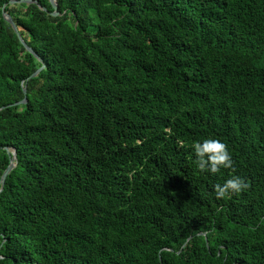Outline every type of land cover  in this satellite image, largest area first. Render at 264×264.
<instances>
[{"label":"trees","instance_id":"16d2710c","mask_svg":"<svg viewBox=\"0 0 264 264\" xmlns=\"http://www.w3.org/2000/svg\"><path fill=\"white\" fill-rule=\"evenodd\" d=\"M10 1L0 264H264V0ZM207 137L248 185L231 199Z\"/></svg>","mask_w":264,"mask_h":264},{"label":"clouds","instance_id":"9594fccd","mask_svg":"<svg viewBox=\"0 0 264 264\" xmlns=\"http://www.w3.org/2000/svg\"><path fill=\"white\" fill-rule=\"evenodd\" d=\"M192 148L199 170L211 174H219L222 170H231L228 178L222 184L214 185V195L217 200L231 199L233 194H239L246 190L248 185L244 177L235 173L234 160L226 143L218 138L207 137L194 141Z\"/></svg>","mask_w":264,"mask_h":264},{"label":"water","instance_id":"95a60500","mask_svg":"<svg viewBox=\"0 0 264 264\" xmlns=\"http://www.w3.org/2000/svg\"><path fill=\"white\" fill-rule=\"evenodd\" d=\"M51 2H52V5H53V8H54V13H53V15L54 16H59L60 15V13H59V11H58V5H57V3H56V0H51ZM19 3H28V4H33V3H35V4H38V2L37 1H33V0H11L9 3H7V4H5L4 5V7H3V13H4V10H5V7L7 6V5H15V4H19ZM43 10H46L45 8H42ZM5 19L13 26V28H14V30H15V32H16V34L18 35V37H19V39H20V41H21V43L24 45V47L30 52V53H32L43 65H42V67L41 68H39L37 71H35L29 78H28V80H30V79H33V78H35L36 76H38V74L46 67V65L44 64V62H43V60L39 57V55L32 49V48H30L27 44H26V42L24 41V39H23V37L21 36V34H20V32H19V29H18V27H17V25L15 24V22H14V20L12 19V17L11 16H8V15H5ZM26 89L24 88V93L26 94ZM25 103H27V99H25V100H23V101H21V102H19V103H16L15 105H18V104H25ZM10 106H12V105H10ZM3 108H5V107H2L1 109H3ZM7 150H9V148H6ZM10 150H12L13 151V155H14V158L11 160V162H10V164H9V166H8V168L6 169V171L4 172V174H3V177H2V179H1V190L3 189V186H4V183H5V180H6V178H7V176L9 175V173L11 172V170L15 167V160H16V158H17V154H16V150L15 149H10ZM1 190H0V192H1Z\"/></svg>","mask_w":264,"mask_h":264}]
</instances>
